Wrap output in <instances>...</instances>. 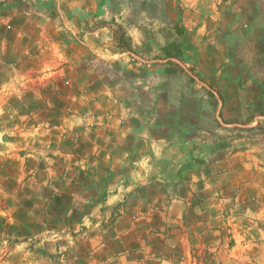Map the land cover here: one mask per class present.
<instances>
[{
  "label": "crops",
  "instance_id": "crops-1",
  "mask_svg": "<svg viewBox=\"0 0 264 264\" xmlns=\"http://www.w3.org/2000/svg\"><path fill=\"white\" fill-rule=\"evenodd\" d=\"M2 1L0 10L4 11L10 0ZM81 1L85 4L87 0ZM190 1L184 0V7L196 8L197 1ZM53 3L57 9L73 13L83 8L74 0ZM226 4L212 2L211 8L221 9V13L197 18L196 26L203 27L195 33L206 43L202 49L183 43L190 62L167 58L162 52V59L140 64L144 73H157L164 83L173 81L165 80L172 68L183 73L190 79L186 92L174 96L162 86L161 105L145 101V122L124 101L111 104L105 100L112 109V120L107 131L99 132L97 148L85 134L83 146L72 144L66 149L67 156L77 151H84L86 157L94 152L99 155L93 162L83 158L78 168L77 204L87 212L81 234L66 236L60 244L43 240L19 243L8 248V262L3 264H264V135L252 144L241 136L250 129L238 122L249 111L246 105L263 98L242 97L246 94L243 73L228 64L224 41L228 42L229 34L223 26L233 20L222 11L229 10ZM73 23L68 14L60 16L62 32L56 35L72 31ZM169 62L174 63L172 68ZM71 95L67 90L66 106L73 107L67 110L69 118L75 114ZM7 99L4 105L12 100ZM44 99L36 98L38 107ZM60 99L53 98L55 115L64 106ZM189 104L195 108L189 109ZM40 108L37 117L43 113ZM49 133L55 140L56 133ZM43 137L46 143L49 138ZM40 139L31 140L36 144ZM6 146L9 150L14 147ZM21 161L27 171V154ZM93 185L101 186L104 194L93 192ZM97 200L99 212L93 211L95 206L91 210ZM39 230L32 231L38 234ZM44 245L52 252L44 254Z\"/></svg>",
  "mask_w": 264,
  "mask_h": 264
},
{
  "label": "rangeland",
  "instance_id": "rangeland-1",
  "mask_svg": "<svg viewBox=\"0 0 264 264\" xmlns=\"http://www.w3.org/2000/svg\"><path fill=\"white\" fill-rule=\"evenodd\" d=\"M183 1L87 0L83 4L74 0L83 8L73 13L57 9L53 0H10V7L0 10V264L8 262V248L19 243L43 240L60 244L66 236L81 234L87 212L77 204L78 168L83 158L93 162L99 155L94 152L86 157L79 147L83 152L67 156L66 149L72 144L81 146L85 134L97 148L99 132L107 131L112 120V109L105 100L111 104L124 101L145 122V101L161 105L162 86L174 96L188 90L190 79L172 68L174 63H168L172 69L165 76L171 83H164L157 73L148 76L140 64L162 59V49L169 44L187 42L202 49L206 42L199 41L195 29L203 26L195 23L198 17L221 13V9L211 8L212 2L229 3V10L222 9L233 20L223 26L229 34L228 42L224 41L228 64L241 69L246 85V94L237 95L263 98L246 105L249 111L240 121L236 119L250 129L241 136L253 144L264 135V0H188L197 1L196 8L184 7ZM2 3L0 0V9ZM65 13L74 22L72 31L57 36L62 32L58 20ZM67 90L75 97L71 118ZM41 96L46 99L38 107L35 100ZM58 97L64 106L55 115L53 98ZM7 98L12 100L4 105ZM40 107L43 113L37 117ZM50 131L56 133L55 140L49 137ZM43 136L49 138L46 143ZM41 137L33 144L31 139ZM6 144L14 147L9 150ZM26 154L27 171L21 161ZM6 163L10 166H4ZM92 188L100 196L104 194L101 186ZM98 200L91 207L95 212L100 211ZM39 229L38 234L32 231ZM49 247L44 245V254L52 252Z\"/></svg>",
  "mask_w": 264,
  "mask_h": 264
},
{
  "label": "trees",
  "instance_id": "trees-1",
  "mask_svg": "<svg viewBox=\"0 0 264 264\" xmlns=\"http://www.w3.org/2000/svg\"><path fill=\"white\" fill-rule=\"evenodd\" d=\"M181 32L182 31H180V33ZM162 51L167 58L173 57V58L182 59L188 62H190V60L192 59L189 55V52L186 49H184L183 43H180V42L178 44H175V46H173L172 44L166 45L165 48L162 49Z\"/></svg>",
  "mask_w": 264,
  "mask_h": 264
}]
</instances>
